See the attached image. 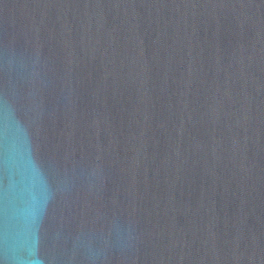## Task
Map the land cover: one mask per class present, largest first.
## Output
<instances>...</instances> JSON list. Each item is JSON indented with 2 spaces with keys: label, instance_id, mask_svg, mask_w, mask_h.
<instances>
[{
  "label": "water",
  "instance_id": "water-1",
  "mask_svg": "<svg viewBox=\"0 0 264 264\" xmlns=\"http://www.w3.org/2000/svg\"><path fill=\"white\" fill-rule=\"evenodd\" d=\"M0 264H264V0H0Z\"/></svg>",
  "mask_w": 264,
  "mask_h": 264
}]
</instances>
